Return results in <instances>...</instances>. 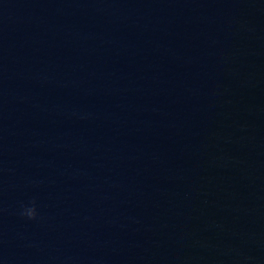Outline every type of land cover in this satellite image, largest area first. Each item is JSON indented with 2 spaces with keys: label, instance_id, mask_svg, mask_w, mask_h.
Instances as JSON below:
<instances>
[{
  "label": "water",
  "instance_id": "95a60500",
  "mask_svg": "<svg viewBox=\"0 0 264 264\" xmlns=\"http://www.w3.org/2000/svg\"><path fill=\"white\" fill-rule=\"evenodd\" d=\"M0 264H264V0H0Z\"/></svg>",
  "mask_w": 264,
  "mask_h": 264
},
{
  "label": "clouds",
  "instance_id": "9594fccd",
  "mask_svg": "<svg viewBox=\"0 0 264 264\" xmlns=\"http://www.w3.org/2000/svg\"><path fill=\"white\" fill-rule=\"evenodd\" d=\"M20 215L28 220L37 219L38 212L35 200L31 201L29 205H22Z\"/></svg>",
  "mask_w": 264,
  "mask_h": 264
}]
</instances>
